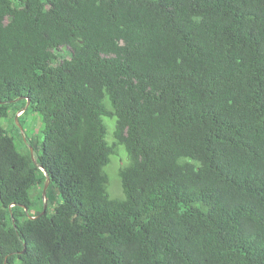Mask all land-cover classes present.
I'll list each match as a JSON object with an SVG mask.
<instances>
[{
    "label": "trees",
    "instance_id": "obj_1",
    "mask_svg": "<svg viewBox=\"0 0 264 264\" xmlns=\"http://www.w3.org/2000/svg\"><path fill=\"white\" fill-rule=\"evenodd\" d=\"M0 264H264V0H0Z\"/></svg>",
    "mask_w": 264,
    "mask_h": 264
},
{
    "label": "rangeland",
    "instance_id": "obj_2",
    "mask_svg": "<svg viewBox=\"0 0 264 264\" xmlns=\"http://www.w3.org/2000/svg\"><path fill=\"white\" fill-rule=\"evenodd\" d=\"M21 120L22 121L25 120L24 121V129L23 130L27 131V134L31 138L30 141L32 143L31 144V147L33 149V155L34 156H37L38 151H39V145L37 147L35 141L39 140V135H38L39 116L37 115V113H34V112L28 110L27 112H25V113L22 114ZM2 122L3 123H8L7 122V119H3ZM28 145H30V144H28ZM119 162L120 161L118 160V158L117 157H114L112 159L111 163L107 166V171L109 172L110 176L112 177V180L111 181L114 183L113 186H116L117 183H118L115 180V174L117 172ZM53 189H56V187L55 186H51V188L48 191L51 192ZM35 193H37V192H35ZM110 197L120 198V197L112 196V195H110ZM35 206H38V208H40L41 204H40L39 200H37Z\"/></svg>",
    "mask_w": 264,
    "mask_h": 264
},
{
    "label": "water",
    "instance_id": "obj_3",
    "mask_svg": "<svg viewBox=\"0 0 264 264\" xmlns=\"http://www.w3.org/2000/svg\"><path fill=\"white\" fill-rule=\"evenodd\" d=\"M29 99H27V102H26V105L21 109V111H24L26 108H27V106H28V104H29ZM20 111V112H21ZM15 120L17 121V116L15 117ZM18 122V121H17ZM18 124V126H19V128L22 130V127L20 126V124H19V122L17 123ZM22 134H23V130H22ZM30 152H31V154H32V148H31V146H30ZM46 174V173H45ZM48 183H49V176L46 174V182H45V185H44V187H43V191H42V194L45 196L46 195V188H47V186H48ZM46 207V204H44V208ZM25 210H27V208L25 207ZM43 212H44V210H43Z\"/></svg>",
    "mask_w": 264,
    "mask_h": 264
},
{
    "label": "clouds",
    "instance_id": "obj_4",
    "mask_svg": "<svg viewBox=\"0 0 264 264\" xmlns=\"http://www.w3.org/2000/svg\"><path fill=\"white\" fill-rule=\"evenodd\" d=\"M21 111V110H20ZM18 112L16 115H15V117L17 116V121H18V116L23 112V111H21V112ZM14 117V118H15ZM16 121V120H15ZM16 121V122H17ZM20 124V123H19ZM22 127V126H21ZM21 130V129H20ZM22 130H23V128H22ZM22 130H21V132H22ZM23 134H24V130H23ZM31 146V144L29 145V147ZM32 148V147H31ZM32 153H33V149H32ZM42 169V168H41ZM43 170V169H42ZM46 182V181H45ZM45 185V184H44ZM48 185H49V183H48ZM48 187V186H47ZM47 189V188H46ZM43 191V190H42ZM44 196V195H43ZM44 201H45V204H46V206H47V203H46V195L44 196ZM46 208V207H45ZM45 208H43V210H44V212H45ZM43 212V211H42Z\"/></svg>",
    "mask_w": 264,
    "mask_h": 264
}]
</instances>
